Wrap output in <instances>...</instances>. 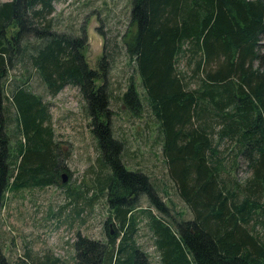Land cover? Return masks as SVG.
Instances as JSON below:
<instances>
[{
  "label": "trees",
  "instance_id": "obj_1",
  "mask_svg": "<svg viewBox=\"0 0 264 264\" xmlns=\"http://www.w3.org/2000/svg\"><path fill=\"white\" fill-rule=\"evenodd\" d=\"M53 1H0V211L8 191L62 187L60 174L69 176L48 103L22 86L28 75L8 92L20 62L52 96L71 83L81 92L99 151L98 190L107 191L118 229L102 240L76 231L71 262L55 255L12 262L0 246V264H152L132 238L137 210L148 214L160 264H264V0H128L121 40L132 76L120 101L156 127L168 179L191 212L176 229L137 207L142 193L166 211L147 174L123 161L110 125L107 61L88 67L82 36L54 28ZM239 166L244 177L235 176Z\"/></svg>",
  "mask_w": 264,
  "mask_h": 264
},
{
  "label": "rangeland",
  "instance_id": "obj_2",
  "mask_svg": "<svg viewBox=\"0 0 264 264\" xmlns=\"http://www.w3.org/2000/svg\"><path fill=\"white\" fill-rule=\"evenodd\" d=\"M52 6L54 28L75 37L82 36L83 55L88 67L95 68L102 56L107 61L105 83L112 110L110 125L113 134L122 141L123 161L127 168L140 169L147 174L166 211L157 210L142 193L135 199L137 207L149 210L176 229V220H188L191 212L168 179L156 127L145 112L132 115L120 101L121 93L132 76L121 40L129 17L128 0H54ZM33 41L31 38L30 42ZM178 63V70L185 69L183 59ZM19 64L10 70L8 92L10 94L12 85L21 84L22 75H28L22 86L40 94L42 101L48 103V123L55 141L59 143V162L66 165L69 176L65 175L62 187L51 183L6 193L5 205L0 211V246L12 262L24 255L30 260L55 255L59 262L65 259L71 262L76 231L102 240L107 237L106 229L114 234L113 229H118V223L108 211L107 191L105 188L98 190L100 185L95 176L100 167L99 151L87 127L89 116L81 92L71 83L63 85L52 96L45 91L33 68L24 71ZM133 81H138L135 74ZM5 105L14 114V108ZM10 128L13 129V123ZM99 173V177H105L108 169L102 167ZM234 173L236 177L246 175L242 166L237 167ZM101 184L105 186L103 181ZM133 214L135 228L132 238L135 245L145 252L152 264H160L154 247V234L149 229L148 214L138 210Z\"/></svg>",
  "mask_w": 264,
  "mask_h": 264
},
{
  "label": "water",
  "instance_id": "obj_3",
  "mask_svg": "<svg viewBox=\"0 0 264 264\" xmlns=\"http://www.w3.org/2000/svg\"><path fill=\"white\" fill-rule=\"evenodd\" d=\"M60 178H61V182L62 181H65V174H64V172H62L61 174H60ZM111 232V231H110Z\"/></svg>",
  "mask_w": 264,
  "mask_h": 264
}]
</instances>
